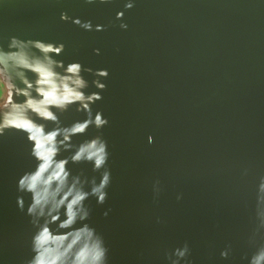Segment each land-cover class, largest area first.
Here are the masks:
<instances>
[{
  "label": "water",
  "instance_id": "obj_1",
  "mask_svg": "<svg viewBox=\"0 0 264 264\" xmlns=\"http://www.w3.org/2000/svg\"><path fill=\"white\" fill-rule=\"evenodd\" d=\"M75 19L90 21L93 30ZM7 36L63 43L55 59L109 73L89 116L73 108L60 117L65 126L97 112L109 121L72 140L74 146L97 135L107 141L106 202L85 201L90 215L75 226L103 238L107 264H172L185 244L189 251L179 264H249L264 249L258 219L264 211V0H0V40ZM84 77L91 85L94 77ZM8 98L0 80V108ZM53 127L47 122V131ZM31 148L22 132L0 137V264H28L33 255L31 197L17 190L19 178L35 168ZM68 168L73 176L101 179L91 164Z\"/></svg>",
  "mask_w": 264,
  "mask_h": 264
},
{
  "label": "clouds",
  "instance_id": "obj_2",
  "mask_svg": "<svg viewBox=\"0 0 264 264\" xmlns=\"http://www.w3.org/2000/svg\"><path fill=\"white\" fill-rule=\"evenodd\" d=\"M84 2L88 5L109 4L112 0ZM133 7L132 2L125 5L126 10ZM122 18L123 13L116 17L117 20ZM60 19L69 22L71 18L67 13H61ZM72 22L85 31L93 30L90 21L82 23L75 19ZM120 27L126 30L128 26L122 23ZM103 30V26L95 28V31ZM64 51L63 43L24 40L17 36L0 40V80L9 89V98L0 108V137L14 131L25 134L32 145L30 157L36 162L34 170L25 172L17 184L18 192L31 197L26 215L36 228L32 237L33 255L28 264H107L108 249L103 238L86 225L75 228L90 215L85 201L94 197L100 205L106 202L107 188L111 183V173L107 169V141L97 135L74 146L72 140L85 135L90 127L100 131L108 126L109 121L101 112H97L94 119L77 120L65 126L60 117L73 108L89 116L91 106L102 100L99 93L106 90L102 81L108 78L109 73L107 70L84 68L78 62L65 65L64 61L55 59ZM94 52L100 54L98 49ZM29 72L35 79H29ZM84 73L94 77L91 85ZM90 86L98 91L88 93ZM14 95L23 96L24 99L16 103L12 99ZM30 114L46 123H37ZM47 122L54 126L51 131L46 130ZM152 142V137H149V144ZM62 152H70L71 155L57 159ZM69 163L91 164L92 170L101 174L99 183L94 179L89 181L81 176H73L68 168ZM259 193L264 194V178L259 185ZM261 201H264V195H261ZM17 204L23 212L22 197H18ZM258 219L261 227H264V211H258ZM50 224L68 231L53 232ZM188 251L187 244L182 250H177V259L172 264H179ZM227 255V251L221 253L223 258H227ZM249 264H264V249H259Z\"/></svg>",
  "mask_w": 264,
  "mask_h": 264
}]
</instances>
